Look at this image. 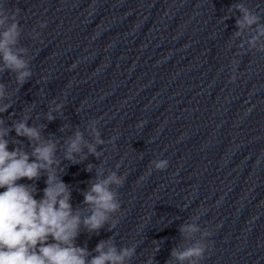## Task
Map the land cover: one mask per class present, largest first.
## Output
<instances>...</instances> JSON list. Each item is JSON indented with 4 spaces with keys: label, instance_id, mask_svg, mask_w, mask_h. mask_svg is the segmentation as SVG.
I'll list each match as a JSON object with an SVG mask.
<instances>
[{
    "label": "clouds",
    "instance_id": "obj_1",
    "mask_svg": "<svg viewBox=\"0 0 264 264\" xmlns=\"http://www.w3.org/2000/svg\"><path fill=\"white\" fill-rule=\"evenodd\" d=\"M237 7L242 12V17L236 20L238 30L258 25V15L242 5ZM18 13V9L10 12L0 2V73H14L16 84L22 86L31 78L32 71L30 61L25 59L27 49L17 47L22 33ZM45 26L44 23L40 25L41 28ZM236 35L239 36L240 31ZM261 36H264V26H258L257 36L250 40L253 48ZM257 50L264 52V46ZM231 79L234 81L235 75ZM11 95L6 92V86L0 83V189H5L0 192V264H126L136 254L135 245L117 248L110 238L100 241L93 254L86 247L76 244L82 228L88 233L98 232L105 224H109V230L115 228L117 220L112 219L111 214L120 211L121 204L111 186H122L125 177L113 171L101 179L103 169H97L96 181L83 193L86 209L73 208L69 185L61 179L63 169L56 157L57 143L43 138L40 128L30 126L27 114L20 120L13 119L11 124H5L3 114L13 106ZM59 107L57 105V109ZM10 116L14 118L15 113H10ZM47 119H55L51 111ZM95 123L92 133L96 143L102 144ZM13 131L16 137L27 139L30 152L18 144L9 150V144L13 142L7 137ZM66 144L64 159L72 163H79L77 155L82 153L83 147L99 156L95 145L87 142L80 131ZM153 164L157 170L168 167L167 160L153 161ZM91 168L89 165L88 171ZM42 175L46 176V187L40 199L35 198V183H17L24 178L36 181ZM198 231L195 224L181 227L182 233ZM204 235L208 237L211 233L206 231ZM206 248V244L197 242L182 251L173 250L171 255L181 264L186 260L190 264H197L203 259ZM156 250H159L158 245Z\"/></svg>",
    "mask_w": 264,
    "mask_h": 264
}]
</instances>
